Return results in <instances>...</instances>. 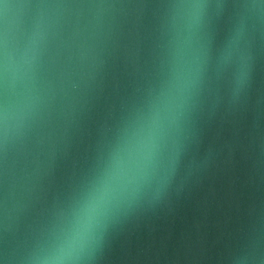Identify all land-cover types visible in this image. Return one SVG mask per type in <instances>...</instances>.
I'll return each mask as SVG.
<instances>
[{"label":"clouds","instance_id":"clouds-1","mask_svg":"<svg viewBox=\"0 0 264 264\" xmlns=\"http://www.w3.org/2000/svg\"><path fill=\"white\" fill-rule=\"evenodd\" d=\"M127 14L117 0H0V264H100L111 230L173 189L205 102L246 97L264 0H163L148 79L57 182ZM229 259L264 264V239Z\"/></svg>","mask_w":264,"mask_h":264},{"label":"water","instance_id":"water-1","mask_svg":"<svg viewBox=\"0 0 264 264\" xmlns=\"http://www.w3.org/2000/svg\"><path fill=\"white\" fill-rule=\"evenodd\" d=\"M117 2L128 14L57 162V182L84 163L99 126L131 102L152 71L155 13L163 0ZM195 129L167 198L116 225L100 264H231L230 256L264 239V52L246 97L235 105L206 101ZM4 246L0 237V251Z\"/></svg>","mask_w":264,"mask_h":264}]
</instances>
